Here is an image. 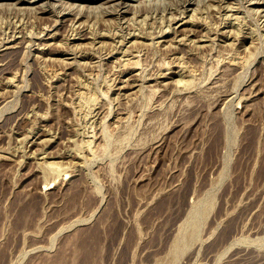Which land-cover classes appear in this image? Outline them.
<instances>
[{"label":"rangeland","instance_id":"374dc122","mask_svg":"<svg viewBox=\"0 0 264 264\" xmlns=\"http://www.w3.org/2000/svg\"><path fill=\"white\" fill-rule=\"evenodd\" d=\"M18 1L0 0V264H264L263 1Z\"/></svg>","mask_w":264,"mask_h":264},{"label":"bare ground","instance_id":"6f19581e","mask_svg":"<svg viewBox=\"0 0 264 264\" xmlns=\"http://www.w3.org/2000/svg\"><path fill=\"white\" fill-rule=\"evenodd\" d=\"M6 1H7V0H6ZM11 1H12V0H11ZM20 1L31 3L32 7H34V4H35V5L37 4L36 7H39V6H40V7H41L40 10H44L43 3H45V2L48 3V1H41V2H39L40 0H19L18 2H20ZM62 1H63V0H62ZM62 1H61V2H62ZM80 1H89V2H93V3H97V4H96L97 7L104 8L106 11H109V13H110V11H112V10H115V12H116L117 9H118V7L121 6V4H122V6L125 5V4H123V3H125L126 0H104V1H102V0H80ZM135 1H136V0H135ZM163 1H165V0H137V2H138L139 4H141V3L143 4V3L147 2L149 5H150V3H151V5H152V2H153V3H157V2H158L157 4H159V3H161V2L163 3ZM169 1H170V0H169ZM180 1H181V0H180ZM180 1H179V3H178V2H175V3H177V5L179 6V4H181ZM183 1H184V0H183ZM190 1H191V0H185L184 3L187 2V4H188V2H190ZM199 1H200V0H199ZM199 1H198V2H199ZM201 1H203V0H201ZM223 1H224V0H223ZM251 1H253V0H251ZM256 1H258V0H256ZM260 1H261V0H260ZM262 1H263L262 4H264V0H262ZM3 2H5V1H3ZM3 2H2V3H3ZM9 2H10V1H9ZM13 2H14V1H13ZM57 2H58V1H57ZM70 2H71V1H70ZM70 2H69V3H70ZM75 2H78V1H75ZM137 2H136V3H137ZM181 2H182V1H181ZM5 3H6V2H5ZM11 3H12V2H11ZM11 3H8V5L11 4ZM15 3H16V0H15ZM15 3H13L12 5H14ZM32 3H33V4H32ZM69 3H67V4L69 5ZM72 3H73V2H72ZM82 3H83V2H82ZM87 3H88V2H87ZM107 3H108V4H107ZM126 3H127V2H126ZM133 3H135V2L133 1ZM133 3L130 2V4H131L130 7L126 5V7H129V8H127V9L125 8V9H126V10H125L126 12L130 13V12H133V11H134V10H132V9H133ZM138 3H137V5H138ZM165 3H168V0H167V2H165ZM175 3H174V4H175ZM192 3H193V2H192ZM196 3H197V2H196ZM199 3H200V2H199ZM227 3H229V2H226V5H225L226 7H227ZM251 3H252V2H251ZM52 4H53V2H52ZM54 4H56V3H54ZM59 4H60V3H59ZM62 4H63V2H62ZM62 4H61V5H62ZM65 4H66V2H65ZM75 4L78 5L77 3H75ZM75 4H74V7H75ZM79 4H80V3H79ZM83 4H84V3H83ZM104 4H106V5H104ZM0 5H1V3H0ZM21 5H22V4H21ZM26 5H27V4H26ZM38 5H39V6H38ZM63 5H64V4H63ZM81 5H82V4H81ZM88 5H89V4H88ZM91 5L95 6V5L92 4V3H91ZM91 5H90V6H91ZM119 5H120V6H119ZM145 5H146V4H145ZM149 5H148V6H149ZM155 5H156V4H155ZM163 5H165V4H163ZM166 5H167V4H166ZM172 5H173V4H172ZM182 5H183V4H182ZM195 5H196V4H195ZM198 5H199V4H198ZM217 5L220 6L221 4L219 5V4L217 3ZM255 5H256V4H255ZM5 6H6V5H5ZM5 6H4V7H5ZM14 6H15V5H14ZM14 6H13V8H14ZM27 6H29V5H27ZM42 6H43V7H42ZM49 6H50V5H49ZM54 6H55V5H54ZM59 6H60V5H59ZM71 6L73 7V4H71ZM141 6H142V5H141ZM159 6H160V4H159ZM170 6H171V5H170ZM229 6H230V5H229ZM229 6H228V7H229ZM8 7H9V6H8ZM10 7H12V6H10ZM10 7H9V8H10ZM16 7H17V6H16ZM65 7H66V6H65ZM68 7H69V6H68ZM74 7H73V8H74ZM77 7H79V6H76V8H77ZM80 7H83V6H80ZM97 7H96V8H97ZM138 7H139V6H138ZM143 7H144V6H143ZM143 7H142V9H143ZM155 7H156V6H155ZM164 7H165V6H164ZM164 7H163V8H164ZM172 7H173V6H172ZM174 7H175V5H174ZM180 7L182 8V6H180ZM194 7H195V6H194ZM194 7H193V8H194ZM196 7H197V6H196ZM196 7H195V10H196ZM222 7H224V6H222ZM5 8H6V7H5ZM22 8H23V6H22ZM25 8H26V6H25ZM69 8H71V7H69ZM73 8H72V9H73ZM76 8H74V10H75ZM86 8H87V7H86ZM88 8H89L88 10H90V7H88ZM93 8H94V7H93ZM139 8H140V7H139ZM156 8H157V7H156ZM156 8H154V9H156ZM161 8H162V7H161ZM219 8H220V7H219ZM14 9H15V8H14ZM30 9H31V8H30ZM35 9H36V8H35ZM35 9H34V10H35ZM52 9H53V8H52ZM64 9H65V8H64ZM122 9H123V8H122ZM134 9H136V8L134 7ZM137 9H138V8H137ZM157 9H158V8H157ZM166 9H167V7H166ZM166 9H165V10H166ZM169 9H171V8L169 7ZM177 9H178V8H177ZM179 9H180V8H179ZM230 9H231V8H230ZM256 9H257V7H256ZM259 9H260V8H259ZM262 9H263V8H262ZM17 10L19 11L20 9H17ZM27 10H28V8H27ZM32 10H33V8H32ZM36 10H38V8H37ZM47 10H48V9H47ZM57 10H58V9H57ZM57 10H56V11H57ZM60 10H61V9H60ZM67 10H68V9H67ZM74 10H73V13H74ZM84 10H85V9H84ZM91 10H92V9H91ZM93 10H94V9H93ZM93 10H92V12H93ZM98 10H99V9H98ZM98 10H97V11H98ZM163 10H164V9H163ZM165 10H164V11H165ZM175 10H176V9H175ZM182 10H183V9H182ZM182 10H181V11H182ZM227 10H229V9H227ZM21 11H23V10H21ZM30 11H31V10H30ZM49 11H50V10H49ZM54 11H55V10H54ZM56 11H55V12H56ZM62 11H63V10H62ZM65 11H66V9H65ZM80 11H81V10H80ZM103 11H104V10H103ZM106 11H105V12H106ZM119 11H120V10H119ZM119 11H117V12H119ZM135 11H136V10H135ZM142 11H144V10H142ZM161 11H162V10H161ZM164 11H163V12H164ZM167 11H170V10L167 9ZM176 11H178V10H176ZM176 11H175V12H176ZM252 11H253V9H252ZM254 11H256V10H254ZM27 12H28V11H27ZM37 12H38V11H36V13H37ZM99 12H100V10H99ZM112 12H113V11H112ZM112 12H111V13H112ZM120 12H121V11H120ZM170 12H172V11H170ZM182 12H184V11H182ZM182 12H181V14H182ZM185 12H186V11H185ZM193 12H194V11H193ZM256 12L259 13V11H256ZM256 12H255V13H256ZM36 13H35V14H36ZM57 13H59V11H58ZM60 13H61V12H60ZM70 13H71V12H70ZM80 13H81V12H80ZM88 13H89V12H88ZM102 13H104V12H102ZM173 13H174V12H173ZM258 13H257V14H258ZM17 14H18V13H17ZM76 14H77V13H76ZM76 14H74V15H76ZM117 14H118V13H117ZM133 14H135V13H133ZM136 14H137V11H136ZM184 14H185V13H184ZM184 14H183V15H184ZM232 14H233V13H232ZM78 15H79V12H78L77 16H78ZM170 15H171V13H170ZM172 15H173V14H172ZM177 15H178V14H177ZM193 15L195 16V13H193ZM193 15H192V16H193ZM229 15H230V14H229ZM258 15H260V14H258ZM262 15H264V14H262ZM77 16H76V17H77ZM79 16H80V15H79ZM118 16H119V15H118ZM132 16H133V15H132ZM135 16H136V15H135ZM145 16H146V15H145ZM190 16H191V15H190ZM71 17H72V16H71ZM74 17H75V16H73V18H74ZM119 17H120V16H119ZM125 17L127 18V15H126ZM125 17H124V18H125ZM168 17H169V16H167V18H168ZM181 17H182V16H181ZM195 17H196V16H195ZM236 17H237V16H236ZM263 17H264V16H263ZM47 18H48V17H47ZM58 18H59V16H58ZM58 18H56V19H58ZM63 18H64V17H63ZM122 18H123V17H122ZM130 18L133 19V17H130ZM137 18H138V17H137ZM137 18H136V19H137ZM169 18H170V17H169ZM171 18L175 19L176 17H175V15H174V16L171 17ZM179 18H180V17H179ZM233 18H234V17H233ZM237 18H238V17H237ZM64 19H65V18H64ZM134 19H135V17H134ZM46 20H47V19H46ZM59 20H61V19H59ZM169 20H170V19H169ZM188 20H190V18H188ZM51 21H52V19H51ZM61 21H62V20H61ZM126 21H127V20H126ZM172 21H173V20H172ZM190 21H192V20H190ZM193 21H194V20H193ZM195 21H196V20H195ZM55 22L57 23V21H55ZM72 22H73V21H72ZM182 22H183V21H182ZM64 23H65V22H64ZM74 23H75V22H74ZM78 23H79V22H78ZM187 23H188V21H187ZM191 23H192V22H191ZM195 23H196V22H195ZM224 23H225V22H224ZM47 24H48V23H47ZM169 24H170V23H169ZM227 24H228V23H227ZM230 24H231V23H230ZM232 24H233V23H232ZM232 24H231V26H233ZM234 24H235V23H234ZM236 24H237V23H236ZM262 24H263V23H262ZM53 25H55V23H54ZM82 25H83V24H82ZM167 25H168V24H167ZM192 25H193V24H192ZM223 25H224V24H223ZM79 26H80V25H79ZM130 26H131V25H130ZM130 26H129V27H130ZM262 26H263V25H262ZM14 27H15V26H14ZM16 27H17V26H16ZM54 27H55V26H54ZM83 27H84V26H83ZM131 27H132V26H131ZM131 27H130V28H131ZM161 27H162V26H161ZM167 27H169V25H168ZM172 27H173V26H172ZM183 27H185V26H182V29H178V30H179L180 32H183L184 30L187 29V30L184 32L183 35L181 34V35L184 36V37H185V35H188L187 33L191 32V30L195 32V29H196V28H195L194 30H193L192 28L188 29L189 26H188V27L186 26V27H187L186 29L183 28ZM263 27H264V26H263ZM17 28H18V27H17ZM75 28H76V27H75ZM134 28H135V27H134ZM134 28H133V29H134ZM233 28H234V27H233ZM235 28H236V27H235ZM250 28H251V27H250ZM250 28H249V29H250ZM162 29H163V31H164L165 28H162ZM168 29H169V28H168ZM168 29H167V31H168ZM238 29H239V28H238ZM238 29H237V30H238ZM178 30H176V31H178ZM14 31H15V29H14ZM80 31H82V29H80ZM84 31H85V29H84ZM138 31H139V30H138ZM156 31H158V30H156ZM198 31H199V29H198ZM228 31H229V30H228ZM231 31H232V33H233V29H231ZM251 31H253V30L251 29ZM10 32H11V31H10ZM17 32H20V31H17ZM85 32H86V31H85ZM85 32H84V33H85ZM87 32H88V30H87ZM127 32H128V31H127ZM127 32H126V33H127ZM130 32H131V31H130ZM140 32H141V29H140ZM144 32H145V31H144ZM160 32H161V31H160ZM169 32H171V29H170ZM172 32H173V31H172ZM196 32H197V31H196ZM196 32H195V34H196ZM226 32H227V31H226ZM238 32H239V31H238ZM74 33H76V32H74ZM79 33H80V32H79ZM89 33H90V31H89ZM91 33H92V32H91ZM93 33L95 34V32H93ZM128 33H129V32H128ZM148 33H149V32H148ZM150 33L152 34V32H150ZM150 33H149V34H150ZM162 33H163V35H164V32H162ZM162 33H160V34H162ZM192 33H193V32H192ZM198 33H199V32H198ZM205 33H207V31H205ZM11 34H12V33H11ZM13 34H14V33H13ZM112 34H113V33H112ZM156 34H157V32H156ZM189 34H190V33H189ZM201 34H204V33H201ZM201 34H199V35H201ZM225 34H227V33H225ZM235 34H236V32H235ZM250 34H252V33H250ZM81 35H82V34H81ZM85 35H86V34H85ZM106 35H107V34H106ZM106 35H105V36H106ZM123 35H125V34H123ZM145 35H146V34H145ZM173 35H174V34H173ZM193 35H194V34H193ZM230 35H231V32H230ZM230 35H229V36H230ZM232 35H233V34H232ZM260 35H261V34H260ZM260 35H258V36H260ZM11 36H14V35H11ZM11 36L9 35V37H11ZM54 36H55V35H54ZM121 36H122V35H121ZM126 36H127V35H126ZM136 36H137V35H136ZM136 36H135V37H136ZM141 36H142V35H141ZM149 36H150V35H149ZM153 36H154V35H153ZM157 36L159 37V36H161V35H159V33H158ZM177 36H178V35H177ZM201 36H202V35H201ZM207 36H208V35H207ZM223 36H224V35H223ZM229 36H228V37H229ZM50 37H51V36H50ZM83 37H84V36H83ZM83 37H82V38H83ZM137 37H138V36H137ZM171 37H172V36H171ZM174 37H175V36H174ZM196 37H197V36H196ZM228 37H227V39H228ZM6 38H7V37H6ZM11 38H12L11 40H13V37H11ZM18 38H19V37H18ZM20 38H21V36H20ZM27 38H28V37H27ZM86 38H87V37H86ZM128 38H129V37H128ZM146 38H147V37H146ZM197 38H198V37H197ZM199 38H201V37H199ZM199 38H198V39H199ZM22 39H23V38H22ZM77 39H78V38H77ZM113 39H114V38H113ZM113 39H112V40H113ZM117 39H118V38H117ZM119 39H120V38H119ZM174 39H175V38H174ZM183 39H184V38H183ZM1 40H2V39H1ZM11 40H10V41H11ZM48 40H49V39H48ZM80 40H81V38H80ZM122 40H123V39H122ZM122 40H121V42H122ZM128 40H129V39H128ZM164 40H165V39H164ZM167 40H168V39H167ZM6 41L8 42V39H6ZM24 41H25V40H24ZM45 41H46V40H45ZM115 41H118V40H115ZM119 41H120V40H119ZM133 41H134V40H133ZM12 42H13V41H12ZM17 42L19 43V41H17ZM20 42H21V41H20ZM81 42H82V41H81ZM89 42H90V41H89ZM166 42H167V41H166ZM15 43H16V42H15ZM21 43H22V42H21ZM86 43H87V42H86ZM92 43H93V41H92ZM102 43H103V42H102ZM102 43H101V44H102ZM108 43H109V42H108ZM108 43H107V46H109ZM112 43H113V42H112ZM115 43H116V42H115ZM142 43H143V42H142ZM142 43H141V45H142ZM153 43H154V42H153ZM23 44H24V43H23ZM42 44H44V43H42ZM52 44H53V43H52ZM73 44H74V43H73ZM76 44H78V43H76ZM103 44H104V43H103ZM150 44L153 45L152 43H150ZM170 44H172V43H170ZM12 45H13V44H11V46H12ZM16 45H17V44H16ZM16 45H15V46H16ZM19 45H20V44H19ZM44 45H46V44H44ZM44 45H43V46H44ZM74 45H75V44H74ZM111 45H113V44H111ZM114 45H115V44H114ZM143 45H144V44H143ZM26 46H28V45H26ZM51 46H52V45H51ZM72 46H73V45H72ZM75 46H76V45H75ZM171 46H172V45H171ZM175 46H176V44H175ZM175 46L173 45L172 48L175 47ZM198 46H199V45H198ZM6 47H7V46H6ZM9 47H10V46H9ZM20 47H22V46H20ZM24 47H25V46H24ZM77 47H78V46H77ZM77 47H75V48H77ZM113 47H114V46H113ZM138 47H140V46H138ZM167 47H169V46H167ZM167 47H165V49H166ZM49 48H50V47H49ZM55 48H56V47H55ZM57 48H58V47H57ZM109 48H110V47H109ZM117 48H118V47H117ZM136 48H137V47H136ZM170 48H171V47H170ZM172 48H171V49H172ZM10 49L12 50V48H10ZM14 49H15V48H14ZM14 49H13V50H14ZM18 49H20V48H18ZM46 49H47V48H46ZM72 49H73V48H72ZM138 49H139V48H138ZM13 50H12V51H13ZM25 50H26V49H25ZM49 50H52V49H49ZM54 50H55V49H54ZM57 50H58V49H57ZM110 50H111V49H110ZM120 50H121V49H120ZM139 50H140V49H139ZM166 50H167V49H166ZM174 50H176V47L174 48ZM9 51H10V50H9ZM12 51H10V52H12ZM14 51H15V50H14ZM18 51H19V50H18ZM55 51H56V50H55ZM55 51H54V52H55ZM123 51H124V50H123ZM5 52H6V54H7L8 51H5ZM38 52H39V51H38ZM52 52H53V50H52ZM52 52H50V53H52ZM165 52H166V51H165ZM172 52H173V51H172ZM41 53H42V52H41ZM44 53H45V52H44ZM46 53H47V52H46ZM55 53H57V52H55ZM168 53H169V52H168ZM4 54H5V53H4ZM86 56H87V55H86ZM0 57H1V56H0ZM5 57H6V55H5ZM5 57H4V58H5ZM87 57H88V56H87ZM4 58H3V59H4ZM6 59H7V58H6ZM12 59H13V58H12ZM50 59H51V58H50ZM56 59H57V58H56ZM56 59H55V60H56ZM59 59H60V58H59ZM0 60H2V58H0ZM10 60H11V59H10ZM48 60H49V59H48ZM57 60H58V59H57ZM4 61H5V60H4ZM44 61H45V60H44ZM51 61L53 62V60H51ZM51 61H50V62H51ZM174 61H175V60H174ZM5 62H6V61H5ZM8 62H9V61H8ZM64 62H65V61H64ZM136 62H137V61H136ZM169 62H170V61H169ZM232 62H233V61H232ZM6 63H7V62H6ZM6 63H5V64H6ZM53 63H54V62H53ZM59 63H60V61H59ZM126 63H128V62H126ZM0 64H1V62H0ZM2 64H3V62H2ZM9 64H10V63H8V65H9ZM50 64H51V63H50ZM65 64H66V62H65ZM65 64H64V65H65ZM135 64H136V63H135ZM163 64H164V63H163ZM171 64H172V63H171ZM174 64H175V62H174ZM231 64H233V63H231ZM8 65H7L6 67H8ZM54 65H55V64H53V66H54ZM64 65H63V66H64ZM85 65H86V64H85ZM123 65H125V64H123ZM136 65H137V64H136ZM167 65H168V64H167ZM2 66H3V65H2ZM4 66H5V65H4ZM51 66H52V65H51ZM53 66H52V67H53ZM127 66H128V65H127ZM158 66H159V65H158ZM164 66H165V64H164ZM176 66L178 67L179 65H176ZM57 67H58V66H57ZM159 67H160V66H159ZM161 67H162V66H161ZM169 67H170V66H168V68H169ZM0 68H1V67H0ZM9 68H10V66H9ZM24 68H25V67H24ZM58 68H60V67H58ZM58 68H57V69H58ZM61 68H63V67H61ZM65 68H66V67H65ZM5 69H6V68H5ZM57 69H56V70H57ZM125 69H126V66H125ZM157 69H159V68H157ZM163 69H164V68H163ZM166 69H167V68H166ZM179 69H181V68H179ZM1 70L3 71V69H1ZM13 70H15V69H13ZM4 71H6V70H4ZM16 71H17V70H16ZM24 71H26V70L24 69V70H23V73H24ZM52 71H54V70H52ZM126 71H127V70H126ZM159 71H160V70H159ZM179 71H180V70H179ZM118 72H119V71H118ZM121 72H123V71H121ZM153 72H154V71H152V73H153ZM173 72H174V71H173ZM3 73H4V72H3ZM11 73H12V72H11ZM152 73H151V74H152ZM154 73H156V72H154ZM154 73H153V74H154ZM157 73H158V72H157ZM168 73H169V72H168ZM1 74H2V73H1ZM7 74H8V73H7ZM7 74H6V75H7ZM9 74H10V73H9ZM151 74H150V75H151ZM162 74H165V73L163 72ZM176 74H177V73H176ZM180 74H181V73H180ZM14 75H15V72H14ZM18 75H19V74H18ZM119 75H120V74H119ZM139 75H141V74H139ZM159 75H161V74H159ZM166 75H167V74H166ZM168 75H169V74H168ZM11 76H12V75H11ZM131 76H132V75H131ZM137 76H138V75H137ZM143 76H144V75H142V77H143ZM145 76H146V75H145ZM145 76H144V77H145ZM155 76H156V75H155ZM157 76H158V74H157ZM163 76H164V75H163ZM4 77H5V76H4ZM20 77H21V76H19L18 78H20ZM140 77H141V76H140ZM148 77H150V76H148ZM148 77H147V79H148ZM152 77H153V76H151V78H152ZM165 77H166V76H165ZM168 77H169V76H168ZM7 78H8V77H7ZM9 78H10V77H9ZM9 78H8V79H9ZM12 78H13V77H12ZM163 78H164V77H163ZM3 79H4V78H3ZM131 79H132V78H131ZM139 79H140V78H139ZM142 79H143V78H142ZM147 79H146V80H147ZM156 79H157V78H156ZM156 79H155V82L157 81ZM178 79H179V78H178ZM180 79H181V77H180ZM0 80H1V79H0ZM9 80H10V79H9ZM11 80H12V79H11ZM19 80H21V79H19ZM114 80H115V79H114ZM117 80H118V78H117ZM121 80H123V79H121ZM134 80H135V79H134ZM140 80H141V79H140ZM176 80H177V79H176ZM2 81H3V80H1V82H2ZM4 81H6V80H4ZM4 81H3V82H4ZM23 81H24V80H23ZM115 81H116V80H115ZM118 81H119V80H118ZM127 81H128V78H127ZM129 81H130V80H129ZM129 81H128V82H125L126 84H123V83L121 82L122 85H120V88H121V86L124 87V89H125V87H127V88L130 87V85H132V84H131L132 82L129 83ZM131 81H133V80H131ZM162 81H163V80H162ZM173 81H174V80H173ZM10 82H11V81H10ZM19 82H20V81H19ZM159 82H160V81H159ZM159 82H158V85H159ZM156 83H157V82H156ZM165 83H166V82H165ZM165 83H164V84L162 83V85H167V83H166V84H165ZM169 83H170V82H169ZM255 83H256V82H255ZM255 83H254V84H255ZM6 84H7V81H6ZM113 84H114V83H113ZM113 84H112V86L114 87ZM141 84H142V83H141ZM141 84H140V85H141ZM1 85H2V84H1ZM23 85H24V84H23ZM134 85H135V84H133L132 86H134ZM149 85H150V84H148V86H149ZM153 85H154V84H152V86H153ZM4 86H5V84H4ZM141 86H142V85H141ZM141 86H140V87H141ZM150 86H151V85H150ZM152 86H151V87H152ZM2 87H3V86H2ZM117 87H118V86H117ZM142 87H143V86H142ZM155 87H156V86H155ZM158 87H160V86H158ZM163 87H164V86H163ZM108 88H109V87H108ZM131 88H132V87H131ZM156 88H157V87H156ZM156 88H154V89H156ZM118 89H119V88H118ZM150 89H151V88H150ZM154 89L152 88V90H154ZM157 89H158V88H157ZM157 89H156V90H157ZM126 90H127V89H126ZM117 91H118V90H117ZM255 91H256V90H255ZM156 92H157V91H156ZM156 92H155V93H156ZM257 92H258V91H257ZM119 93H120V92H119ZM123 93H124V92H123ZM0 95H1V94H0ZM221 99H222V98H221ZM221 99H220V100H221ZM3 100H4V99H3ZM99 107H100V106H99ZM6 108H7V107H6ZM109 108H111V107L109 106L108 109H109ZM101 109H102V108H101ZM101 109H99L100 112H101ZM111 111H112V110H111ZM100 112H99L98 114H100ZM105 112H106V110H105ZM107 112H108V110H107ZM120 112H121V111H120ZM109 113H110V112H108V115H110ZM117 113H119V112L117 111ZM95 114H96V113H94V115H95ZM106 114H107V113H106ZM106 114H105V116H106ZM108 115H107V116H108ZM105 116H104V117H105ZM118 118H119V117H118ZM93 129H94V128H93ZM93 129H92V130H93ZM216 129H218V128H216ZM94 131H95V130H94ZM91 132H92V131H91ZM214 132H215V131H214ZM216 132H217V131H216ZM94 134H95V133H94ZM250 135H251V134H250ZM35 142H36V141H35ZM32 143H33V142H32ZM63 155H65V154H63ZM72 200H73V198H72ZM26 209H27V208H26ZM110 209H111V208H110ZM110 212H111V211H110ZM107 214H108V213H107ZM110 214H111V213H110ZM110 214H109V215H110ZM114 223H115V222H114ZM115 225H116V224H115ZM94 226H95V225H94ZM91 227H92V226H91ZM91 227H90V228H91ZM99 227H100V226H99ZM111 228H112V227H111ZM98 229H100V228H98ZM113 230H114V229H113ZM98 231H99V230H97V228H94L93 230H88V231H86V232L84 231V233H83V235H84L85 237L82 239L81 242H82V244H83V240H84V244H83L82 246H80V247L82 248V251H83V252H82V254H83L82 256H84V262H87V261H88V263H89V261L91 262L92 260L95 259V257H93V256L95 255L94 252H95V249H96L97 244H98V240L96 239V237H97V232H98ZM115 231H116V227H115ZM111 234H112V233H111ZM83 235H82V236H83ZM105 235H106V234H105ZM101 236H102V235H101ZM111 236H112V235H111ZM113 236H114V235H113ZM86 237H87V238H86ZM105 237H106V236H105ZM81 238H82V237H81ZM85 238H86V239H85ZM98 239H99V238H98ZM76 240H77V238H76ZM100 243H101V242H100ZM101 244H103V243H101ZM99 245H100V244H99ZM101 246H102V245H101ZM103 247H104V246H103ZM77 249H78V248H77ZM100 249H101V248H99V250H100ZM103 249H104V248H103ZM79 250L81 251V249H79ZM100 251H102V249H101ZM100 251H99V252H100ZM80 253H81V252H80ZM80 253H79V254H80ZM96 253H97V252H96ZM102 253H103V252H102ZM75 254H76V253H75ZM100 254H101V253H100ZM97 255H99V254L97 253ZM101 255H102V254H101ZM77 257H78V256H77ZM101 257H102V256H101ZM79 258H80V257H79ZM81 258H82V257H81ZM99 258H100V257H99ZM96 259H97V258H96ZM60 260H63L62 257H61ZM63 261H64V260H63ZM97 261H98V260H97ZM57 262H58V261H57ZM93 262H94V261H93ZM58 263H59V262H58ZM94 263H95V262H94Z\"/></svg>","mask_w":264,"mask_h":264}]
</instances>
